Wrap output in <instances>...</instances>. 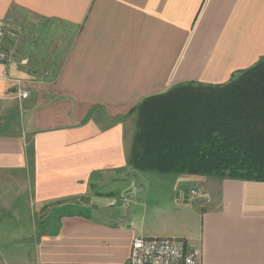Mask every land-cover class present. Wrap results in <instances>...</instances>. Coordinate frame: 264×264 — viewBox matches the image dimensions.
Segmentation results:
<instances>
[{"label":"crops","instance_id":"0c3cea01","mask_svg":"<svg viewBox=\"0 0 264 264\" xmlns=\"http://www.w3.org/2000/svg\"><path fill=\"white\" fill-rule=\"evenodd\" d=\"M0 19L20 32L0 60V205L27 186L42 212L32 248L0 264H129L137 236L191 244L200 264H264V181L175 173L165 193L130 182L116 199L133 109L257 63L264 0H0Z\"/></svg>","mask_w":264,"mask_h":264},{"label":"trees","instance_id":"16d2710c","mask_svg":"<svg viewBox=\"0 0 264 264\" xmlns=\"http://www.w3.org/2000/svg\"><path fill=\"white\" fill-rule=\"evenodd\" d=\"M133 110V169L264 181V57L226 83H180Z\"/></svg>","mask_w":264,"mask_h":264},{"label":"rangeland","instance_id":"374dc122","mask_svg":"<svg viewBox=\"0 0 264 264\" xmlns=\"http://www.w3.org/2000/svg\"><path fill=\"white\" fill-rule=\"evenodd\" d=\"M18 22L15 25L18 27ZM20 29V27H19ZM21 31V29H20ZM127 177H131L124 181L121 186L116 187V199L121 204V196L128 188L130 182H138L140 186L147 187L149 190L160 189L165 193V188L169 184V177L176 175L175 173H161L157 171H140L132 170ZM184 174V173H177ZM131 180V181H130ZM10 186H8V191ZM11 195V203L9 206L2 203L0 205V255L4 256H19L25 251H29L34 244V234L42 225V212L39 211V206L33 201V191H29L28 187L21 188L18 193L13 189L8 192ZM146 193V192H144ZM166 193H168L166 191ZM146 197L153 199L151 192ZM128 197V196H127ZM123 201V200H122ZM133 206H131L132 208ZM114 208V207H113ZM115 212V211H112ZM125 215H129L128 210L122 211ZM99 218H104L98 216Z\"/></svg>","mask_w":264,"mask_h":264},{"label":"built area","instance_id":"2783aa9c","mask_svg":"<svg viewBox=\"0 0 264 264\" xmlns=\"http://www.w3.org/2000/svg\"><path fill=\"white\" fill-rule=\"evenodd\" d=\"M20 32L7 20L0 19V60L10 61L13 51H6L3 46L7 37L17 40ZM19 95L25 98L27 90L20 89ZM193 194L208 196L198 189H192ZM200 250L191 244H185L170 237L137 236L132 243L129 264H200Z\"/></svg>","mask_w":264,"mask_h":264}]
</instances>
